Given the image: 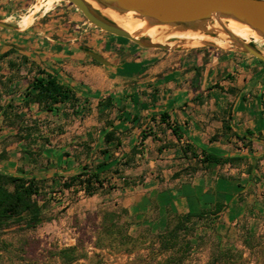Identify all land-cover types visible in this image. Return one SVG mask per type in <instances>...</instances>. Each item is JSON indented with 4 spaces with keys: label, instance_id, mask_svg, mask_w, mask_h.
<instances>
[{
    "label": "crops",
    "instance_id": "0c3cea01",
    "mask_svg": "<svg viewBox=\"0 0 264 264\" xmlns=\"http://www.w3.org/2000/svg\"><path fill=\"white\" fill-rule=\"evenodd\" d=\"M66 6L55 3L27 27H0V171L16 172L28 163L22 159L23 144L14 137L13 114L18 112L26 121H37L40 133L51 142L59 136L95 141L101 153L107 150V157L118 156L116 162H124L121 170L134 169L129 159L157 151L159 158L150 165L180 173L172 184L177 193L173 207L180 216L213 211L218 205L222 206L219 215L227 219L240 216L247 204L261 205V210L264 63L232 49L143 48L96 28L81 13L62 21ZM39 70L73 88L79 97L76 106L62 103L53 112L36 103L18 108ZM163 113L168 114L165 120ZM72 119L79 121L78 129L71 130ZM109 131L114 140L107 143ZM53 148L47 144L43 154H53ZM202 149L240 159L233 165L204 167L200 158L190 156L192 150L201 153ZM186 168L191 172L188 176L183 174ZM149 178L143 184L147 190L158 186ZM131 201L132 197L120 202L129 206Z\"/></svg>",
    "mask_w": 264,
    "mask_h": 264
},
{
    "label": "rangeland",
    "instance_id": "374dc122",
    "mask_svg": "<svg viewBox=\"0 0 264 264\" xmlns=\"http://www.w3.org/2000/svg\"><path fill=\"white\" fill-rule=\"evenodd\" d=\"M0 1L4 22L27 27L17 19L42 0ZM59 3H67L62 21L72 19L73 13L82 14L69 2ZM184 39L188 38L166 40L175 43ZM260 40L258 47L264 51V40ZM199 47L203 46L182 48ZM78 125L79 121L72 119L71 130ZM94 143L52 137L53 154H43L38 166L26 165L27 172L40 179L43 192L38 200L44 203L48 220L33 229L12 225L0 233V264H264V193L261 210V205L247 204L244 213L231 219L219 214L193 217L172 236L170 232L179 221L172 184L180 173H165L157 164L151 166V160L159 158L157 151L151 150L129 159L135 163L133 170H121L120 164L116 165L118 156L107 158ZM61 145H67L66 149ZM105 157L106 166L99 168L103 189L88 196L81 185L63 187V182L84 165L98 168ZM183 174L191 172L186 168ZM147 177L158 186L144 189ZM130 197L132 205L123 206L120 201ZM108 212L116 213L114 223H109Z\"/></svg>",
    "mask_w": 264,
    "mask_h": 264
},
{
    "label": "water",
    "instance_id": "95a60500",
    "mask_svg": "<svg viewBox=\"0 0 264 264\" xmlns=\"http://www.w3.org/2000/svg\"><path fill=\"white\" fill-rule=\"evenodd\" d=\"M78 8L86 20L96 28L136 45L167 51L184 50L182 47L199 44L203 47L232 49L256 57L264 62V51L252 41L236 35L228 27L230 20L248 26L264 40V0H64ZM106 12L132 16L141 24L129 31L111 19ZM0 27L15 28L0 16ZM152 27H159L162 35L154 40L147 35ZM198 33L229 42L218 45L211 40L184 39L168 42L175 33ZM94 57L106 63L98 54Z\"/></svg>",
    "mask_w": 264,
    "mask_h": 264
},
{
    "label": "trees",
    "instance_id": "16d2710c",
    "mask_svg": "<svg viewBox=\"0 0 264 264\" xmlns=\"http://www.w3.org/2000/svg\"><path fill=\"white\" fill-rule=\"evenodd\" d=\"M78 101L79 97L73 88L61 83L57 76L44 70H39L29 82L25 92L23 106L20 105L18 108H26L32 103H36L41 110L53 112L57 110L58 105L62 103L69 102L72 107H75ZM11 109L13 108L11 107ZM13 116L16 117L13 124L17 126L14 137L16 142L23 144L24 148L22 152L24 155H27H23L22 159H27L28 163L18 166L16 172L0 171V233L12 225H18L23 229H33L45 220H48L44 216L45 205L44 203L41 204L38 200V197L43 192V188L39 184L40 179L31 173L29 174L26 165L38 166L40 157L43 156L45 146L51 143V139L40 133L41 129L37 121H26L18 112L13 114ZM167 117V113L162 114L163 120ZM171 128L172 131L179 136L177 128ZM146 137L147 134L143 133V139ZM238 138L243 140L245 137L238 135ZM112 140H114V133L109 131L105 134V141L109 143ZM117 144H121L120 140H118ZM103 153L107 157L108 151L104 150ZM190 156L200 158V162L204 167H208L211 164L222 165L230 163L233 165L240 159L235 156H221L205 149H202L201 153L192 150ZM106 157L103 161L98 163V168L94 169L88 165H84L82 171L71 175L63 182V187L65 189H70L76 185H81L88 196L96 194L99 190L103 189L104 186L99 168L106 165ZM121 163V161H118L116 165ZM115 170L117 171V169ZM221 210L222 206L218 205L213 211L199 213L189 212L186 215H179V221L170 232V235L174 236L182 229V226H185L184 224L193 217L202 218L205 214L215 216L218 215ZM107 216L110 219L109 223L115 222L113 217L116 216V213L108 212Z\"/></svg>",
    "mask_w": 264,
    "mask_h": 264
},
{
    "label": "bare ground",
    "instance_id": "6f19581e",
    "mask_svg": "<svg viewBox=\"0 0 264 264\" xmlns=\"http://www.w3.org/2000/svg\"><path fill=\"white\" fill-rule=\"evenodd\" d=\"M61 0H42L39 4H35L33 8L26 14H22L17 19L21 24L24 26H28L32 21L33 18L39 13H45L49 11L55 3H59ZM106 14L113 19L114 21L121 24L124 28H126L129 31H133L135 28H137L141 22L138 20H135L132 16H121L114 12H106ZM228 27L230 30H232L236 35L239 37L247 40L252 41L255 44L261 46V40L260 36L253 31L248 26H244L236 21L230 20L228 22ZM147 35L154 40L159 39L161 41L160 37L162 35V30L159 27H152L147 32ZM168 37H181V38H190L195 40H211L217 43L218 45H224L226 41L222 39H216L212 38L210 36L204 35V34H198V33H175ZM228 45V44H226Z\"/></svg>",
    "mask_w": 264,
    "mask_h": 264
}]
</instances>
